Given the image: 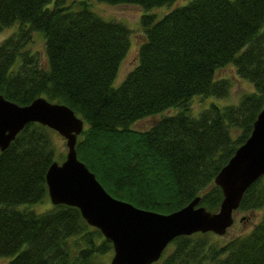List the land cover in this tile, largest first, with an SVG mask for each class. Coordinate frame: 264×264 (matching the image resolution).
Wrapping results in <instances>:
<instances>
[{
    "label": "trees",
    "instance_id": "trees-1",
    "mask_svg": "<svg viewBox=\"0 0 264 264\" xmlns=\"http://www.w3.org/2000/svg\"><path fill=\"white\" fill-rule=\"evenodd\" d=\"M135 3L144 10L174 0ZM0 94L19 104L36 96L69 105L84 120L76 152L113 196L169 213L199 196L215 211L219 169L252 129L264 105V0H188L160 17L143 12L138 59L115 84L133 31L90 0H0ZM33 33L43 54L31 47ZM137 33V32H136ZM232 65L252 83L236 102L190 113L196 94L225 97ZM177 107L148 128L133 123ZM54 129L31 121L0 150V264H111L112 242L78 207L50 202L45 173L64 158ZM264 206V174L242 195L241 210ZM151 264H264V213L248 232L180 234Z\"/></svg>",
    "mask_w": 264,
    "mask_h": 264
},
{
    "label": "water",
    "instance_id": "water-1",
    "mask_svg": "<svg viewBox=\"0 0 264 264\" xmlns=\"http://www.w3.org/2000/svg\"><path fill=\"white\" fill-rule=\"evenodd\" d=\"M31 121L47 125L65 138L64 158L52 161L45 173L50 201L78 207L83 218L111 240V264H151L160 258L171 239L180 234L225 233L234 221L233 211L243 193L264 174V105L250 134L214 177L223 195L215 211L198 204V195L169 213L139 207L113 196L77 156L75 145L84 128L83 118L69 105L41 95L19 104L0 94V150Z\"/></svg>",
    "mask_w": 264,
    "mask_h": 264
},
{
    "label": "rangeland",
    "instance_id": "rangeland-1",
    "mask_svg": "<svg viewBox=\"0 0 264 264\" xmlns=\"http://www.w3.org/2000/svg\"><path fill=\"white\" fill-rule=\"evenodd\" d=\"M187 1L188 0H174L171 4H163L151 7L149 10H144L139 4L135 3L108 4L98 0H90V4L93 9L105 16L122 20L133 31L129 49L126 55L124 56L117 71L115 84L119 83L124 78L126 73L130 69H132L137 63L139 40H141L142 37L140 33V27L138 25L141 14L145 11L154 14L156 17H160L164 13L171 10L173 7L177 5H182ZM14 28H16L15 25L0 27V41L6 35H8ZM43 46L44 41L42 36L39 33H33V42L31 44V47L39 50V54L42 57H44ZM216 76L230 77L232 85L229 94L225 97H218L216 95L196 94L194 96V99L191 101V114L197 115L202 108L209 106L211 103H215L217 105H224L227 103L236 102L242 92L253 89L252 83L246 79L239 77L236 74L234 67L230 64L219 68L216 72ZM176 108L177 107L167 108L161 112L142 117L141 119L135 121L133 123V126L143 129L148 128L162 115L175 112L177 110ZM54 132L56 133L55 139L58 149L61 151L62 155H65V138L60 133H58V131L54 130ZM56 159L59 160L60 157L57 156ZM49 203L51 202L39 203L35 205V207L41 210L46 206H49ZM263 213L264 206L255 210H241L239 208L235 209L233 211V223L227 228L224 234H221V236L224 239H229L235 235L248 232L254 226V223L261 218ZM5 261V258H0V263H4Z\"/></svg>",
    "mask_w": 264,
    "mask_h": 264
}]
</instances>
